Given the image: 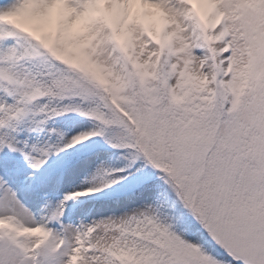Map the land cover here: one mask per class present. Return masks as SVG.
Listing matches in <instances>:
<instances>
[{"label":"snow or ice","instance_id":"1","mask_svg":"<svg viewBox=\"0 0 264 264\" xmlns=\"http://www.w3.org/2000/svg\"><path fill=\"white\" fill-rule=\"evenodd\" d=\"M0 264H264V0H0Z\"/></svg>","mask_w":264,"mask_h":264}]
</instances>
